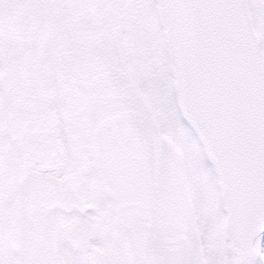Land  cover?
<instances>
[{
  "label": "snow or ice",
  "instance_id": "snow-or-ice-1",
  "mask_svg": "<svg viewBox=\"0 0 264 264\" xmlns=\"http://www.w3.org/2000/svg\"><path fill=\"white\" fill-rule=\"evenodd\" d=\"M0 264H264V0H0Z\"/></svg>",
  "mask_w": 264,
  "mask_h": 264
}]
</instances>
